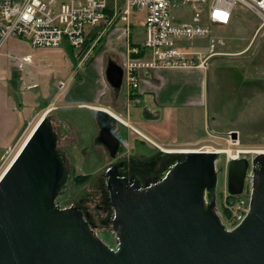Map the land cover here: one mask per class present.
<instances>
[{
  "label": "rangeland",
  "instance_id": "rangeland-1",
  "mask_svg": "<svg viewBox=\"0 0 264 264\" xmlns=\"http://www.w3.org/2000/svg\"><path fill=\"white\" fill-rule=\"evenodd\" d=\"M144 17L143 11H137L132 14L129 27L120 21L111 25L80 67L81 58L67 45L37 49L16 38L5 43L0 52V178L48 113L58 149L65 154L71 174L62 204L70 206L74 197L83 193L98 195L100 187L95 180L110 158L104 147L96 144V109H106L123 122L132 114L129 121L147 130L142 125V110H138L135 101L128 103L126 85L117 95L106 79L109 61L124 66L130 47L145 42ZM260 26L258 16L238 4L229 25L214 27L211 36L190 41V47L208 60V105L195 109L194 116L181 111L177 120L168 125V134L147 130L154 140L146 141L116 122V135L126 156L147 159L162 150L185 152L203 148L221 152L216 170L218 210L222 217L226 212L232 213L228 209L230 201H238L230 199L227 193L230 155L247 152L240 157L251 162L257 153L264 152V28ZM61 82L66 86H60ZM76 88L103 95L98 101L91 97L83 99L72 95ZM150 101L154 103L149 96L144 97L140 107L149 104L155 108ZM158 126L161 125L153 128ZM231 132L238 133L234 143L230 141ZM75 175L80 176L81 186L74 180ZM97 231L101 235L108 232L106 228ZM113 236L108 239L113 241Z\"/></svg>",
  "mask_w": 264,
  "mask_h": 264
},
{
  "label": "water",
  "instance_id": "water-1",
  "mask_svg": "<svg viewBox=\"0 0 264 264\" xmlns=\"http://www.w3.org/2000/svg\"><path fill=\"white\" fill-rule=\"evenodd\" d=\"M123 78L109 61L106 79L117 93ZM110 116L97 109L100 142L116 160L121 143ZM219 157L187 153L156 184L117 177V160L110 165L111 248L79 208L58 201L70 176L47 113L0 178V264H264V152L228 163L229 196L242 195L248 178L252 186L250 210L233 230L218 210Z\"/></svg>",
  "mask_w": 264,
  "mask_h": 264
},
{
  "label": "built area",
  "instance_id": "built-area-1",
  "mask_svg": "<svg viewBox=\"0 0 264 264\" xmlns=\"http://www.w3.org/2000/svg\"><path fill=\"white\" fill-rule=\"evenodd\" d=\"M238 4L256 14L264 28V0H0V52L12 38L26 40L37 49L68 45L81 58L80 67L111 25L120 21L129 27L132 14L143 11L145 42L141 48L130 47L124 60L125 80L138 91L145 72L166 68L206 71L208 60L189 43L211 36L214 27L229 25ZM141 50H145L143 56H131ZM251 194L249 187L237 202L230 201V218H223L228 230L247 216Z\"/></svg>",
  "mask_w": 264,
  "mask_h": 264
},
{
  "label": "crops",
  "instance_id": "crops-1",
  "mask_svg": "<svg viewBox=\"0 0 264 264\" xmlns=\"http://www.w3.org/2000/svg\"><path fill=\"white\" fill-rule=\"evenodd\" d=\"M125 89L127 90L125 92L127 94L128 103L135 101L138 110H142V115L140 117L143 122V127L147 130L154 129L158 134H168V125L177 120V117L182 114L181 111H188L187 113L194 116L195 109L206 108L208 105V74L207 71L201 68H166L150 73H142L141 88L135 99H132V92H128L129 88L127 84ZM119 93H117V95ZM74 94L79 95L83 99H89V97H91L97 101L100 100L103 95L101 92L91 94L89 90H84L82 92L77 88L72 95ZM146 96L152 99L154 103L150 101V104L154 105L155 108L149 107V104L140 107L142 99ZM131 115L132 114H130L127 120H124L126 124L122 122L129 130L128 133L133 131L146 141H151L153 138L147 134V130L129 121V118L133 117ZM157 124L161 126L153 128V125Z\"/></svg>",
  "mask_w": 264,
  "mask_h": 264
},
{
  "label": "flooded vegetation",
  "instance_id": "flooded-vegetation-1",
  "mask_svg": "<svg viewBox=\"0 0 264 264\" xmlns=\"http://www.w3.org/2000/svg\"><path fill=\"white\" fill-rule=\"evenodd\" d=\"M108 120H109L110 125L112 126V131L116 135L117 133L116 127H117L118 122L112 117H109ZM98 127H99V130H98V135L96 137V144L104 147L107 155L110 158V162L107 163L105 167H103L99 176L96 177L95 183L99 184V187H100L98 195L96 196L97 198L94 197V195H92L91 193H83V194H80L74 197V199L71 201V205L76 206L84 213V215L93 225L94 230L96 232H98L97 231L98 229L106 228L108 232L104 235H101V234L100 235L106 242L111 244V243H114L115 241L113 221L116 216V210L114 206L112 205V198H111V194L109 191L110 186H111V183H110L111 176L110 174L108 175L109 166L110 165L112 166L114 163H116L115 161L117 160L118 162L117 165L113 167L112 170H110V172L115 173L117 177L129 179V180L133 178L138 179V180H147L148 183L156 184L162 180L163 176L166 174V172L168 171L170 167H172L173 165L177 163H181L182 161H184L185 154L188 152L187 151L185 152L161 151L162 152L161 154H158L154 157L147 158V159H142V158L140 159L138 157L133 156L132 154H130V156H126V153L122 151L123 146L121 143V146L118 152V158L116 160H112L110 157V154H111L110 149H108L106 146H104L102 142H100V140L102 139L101 132H102L104 125L103 124L101 125L98 122ZM57 148H58V143H57ZM58 152L62 155V159H64L66 168L68 170V160L66 159L65 154L59 151V149H58ZM69 176H70L69 177V181H70L71 179L70 172H69ZM78 178H80V176H77V175L74 176V180L77 181ZM90 180L87 178V181H90ZM218 180H219V172H218ZM76 181H74V183H76ZM68 186H69V182L66 188V192L58 199V201L60 202L62 206L64 205L62 204L61 200H63V198L65 197L68 191ZM217 191H218V186H217ZM112 235H114L113 241L108 239Z\"/></svg>",
  "mask_w": 264,
  "mask_h": 264
},
{
  "label": "trees",
  "instance_id": "trees-1",
  "mask_svg": "<svg viewBox=\"0 0 264 264\" xmlns=\"http://www.w3.org/2000/svg\"><path fill=\"white\" fill-rule=\"evenodd\" d=\"M133 47H139V48H141L140 45H133ZM144 54H145V50H141L140 53H138V54H131V56L133 58H138V57L143 56ZM135 98H136V94L132 95V99H135ZM81 182H82V180H80V178H78L77 183L79 184V186L82 185L83 182L82 183ZM229 198L232 199L234 197H229ZM224 215H225V217L230 218V215L231 214L229 212H226Z\"/></svg>",
  "mask_w": 264,
  "mask_h": 264
},
{
  "label": "bare ground",
  "instance_id": "bare-ground-1",
  "mask_svg": "<svg viewBox=\"0 0 264 264\" xmlns=\"http://www.w3.org/2000/svg\"><path fill=\"white\" fill-rule=\"evenodd\" d=\"M130 96H131V95H130ZM109 112H110V111H109ZM110 113H111V112H110ZM111 114L114 115L115 117H117L119 120H122L121 118H119L118 116H116L114 113H111ZM122 122H123V121H122ZM124 122H125V121H124ZM125 123H126V122H125ZM32 132H33V131H32ZM32 132H31V133H32ZM30 135H31V134H30ZM30 135H29V136H30ZM27 139H28V138H27ZM187 152H191V151L188 150ZM227 152H228V154H231L229 151H227ZM241 153H247V152H242V151H241V152L239 153V155H236V156H233V157L230 155V157H231V159L236 158V157L240 156ZM248 188H249V187H248Z\"/></svg>",
  "mask_w": 264,
  "mask_h": 264
}]
</instances>
